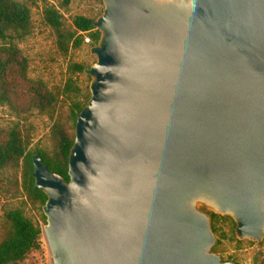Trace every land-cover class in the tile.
<instances>
[{
    "label": "water",
    "instance_id": "water-1",
    "mask_svg": "<svg viewBox=\"0 0 264 264\" xmlns=\"http://www.w3.org/2000/svg\"><path fill=\"white\" fill-rule=\"evenodd\" d=\"M68 180L31 155L50 264H235L264 237V0H102Z\"/></svg>",
    "mask_w": 264,
    "mask_h": 264
},
{
    "label": "trees",
    "instance_id": "trees-1",
    "mask_svg": "<svg viewBox=\"0 0 264 264\" xmlns=\"http://www.w3.org/2000/svg\"><path fill=\"white\" fill-rule=\"evenodd\" d=\"M42 17L54 30L58 50L62 53H67L70 46L79 47L84 34L93 45L99 39L100 33L88 17L76 15L72 20L75 27L73 31L64 28L60 12L52 6L43 7ZM31 28L27 4L17 0H0V105L24 119L32 111L47 113L53 118L60 96L65 95L69 100L67 109L58 112L50 126L49 147H29L31 135L28 127L22 128L19 124L7 129L0 127V174L7 173L1 179L5 191L11 197L22 193L25 200L21 202L39 211L45 224L42 205L46 195L34 188L31 155L39 152L50 171L68 180V154L74 140V125L90 92L82 93L73 78H68L63 88L51 90L41 79L28 76V59L18 42L30 34ZM84 68L81 63H72L70 66L73 72H83ZM79 96L82 99H78ZM212 230L216 232L214 225ZM41 234L42 228L26 214L23 206L3 207L0 215V264H16L23 260L40 247ZM215 248L212 247L213 250ZM261 254V264H264V250Z\"/></svg>",
    "mask_w": 264,
    "mask_h": 264
},
{
    "label": "rangeland",
    "instance_id": "rangeland-1",
    "mask_svg": "<svg viewBox=\"0 0 264 264\" xmlns=\"http://www.w3.org/2000/svg\"><path fill=\"white\" fill-rule=\"evenodd\" d=\"M28 5L31 16V32L23 40L18 42L22 53L28 59V76L41 79L51 90L63 88L68 78H73L82 93L89 91L90 77L84 72H73L70 69L72 63H81L89 67L95 62V55L90 53L93 43L84 34V39L79 47H69L67 53L58 50L54 30L43 20L42 10L45 5L57 9L61 14V21L66 30L73 31V18L82 15L92 20L96 19L103 9L102 0H17ZM78 34V33H76ZM73 97V96H72ZM78 99H82L81 96ZM69 100L60 96L56 104L53 118L49 114L32 111L26 119L18 117L6 106L0 105V127L7 129L15 124L22 128H30L31 143L29 147L38 145L49 147V131L54 117L58 112L67 109ZM0 174V215L2 209L9 205L23 206L26 214L33 219L41 228L44 221L40 212L30 204L26 206L21 202L25 200L22 193L17 197H11L5 191V184L1 182ZM210 217L211 226L216 227L215 252L222 259H231L235 264H261L262 252L264 250V237L260 241L238 239L234 233L235 223L228 215H221L212 211L207 212ZM16 264H50V252L42 229L40 247L31 251L26 257Z\"/></svg>",
    "mask_w": 264,
    "mask_h": 264
}]
</instances>
